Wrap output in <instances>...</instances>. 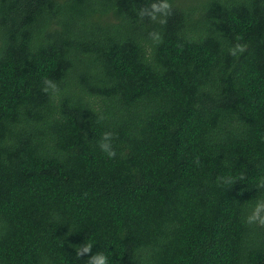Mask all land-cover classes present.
Listing matches in <instances>:
<instances>
[{"label": "trees", "instance_id": "1", "mask_svg": "<svg viewBox=\"0 0 264 264\" xmlns=\"http://www.w3.org/2000/svg\"><path fill=\"white\" fill-rule=\"evenodd\" d=\"M153 2L0 0V264H264V0Z\"/></svg>", "mask_w": 264, "mask_h": 264}, {"label": "clouds", "instance_id": "2", "mask_svg": "<svg viewBox=\"0 0 264 264\" xmlns=\"http://www.w3.org/2000/svg\"><path fill=\"white\" fill-rule=\"evenodd\" d=\"M138 15L142 19L147 17L149 20L163 25L167 23V17L171 15V4L169 3V0H155V2L151 3L149 6L142 8ZM149 36L156 43L161 41V35L158 31L150 32ZM243 51H245V46L237 43L234 48L230 49V54L237 55L238 52ZM44 83L45 88L43 90L45 92L49 91V88L54 91L57 89V86L51 80H45ZM112 138L113 133L105 132L100 143L101 150L105 152L109 158H114L116 155V152L111 145ZM260 186L264 187V184ZM246 223L249 225L255 223L264 226V200L257 201L251 214L246 217ZM86 254H88L86 264H108V257L104 253H92V245L90 243H84L77 248L78 256L82 257Z\"/></svg>", "mask_w": 264, "mask_h": 264}]
</instances>
